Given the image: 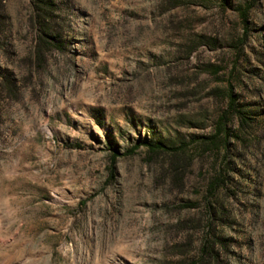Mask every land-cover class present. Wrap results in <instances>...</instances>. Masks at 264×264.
Instances as JSON below:
<instances>
[{
	"label": "rangeland",
	"instance_id": "374dc122",
	"mask_svg": "<svg viewBox=\"0 0 264 264\" xmlns=\"http://www.w3.org/2000/svg\"><path fill=\"white\" fill-rule=\"evenodd\" d=\"M41 1L48 38L0 0V264H187L207 226L264 264V0Z\"/></svg>",
	"mask_w": 264,
	"mask_h": 264
},
{
	"label": "trees",
	"instance_id": "16d2710c",
	"mask_svg": "<svg viewBox=\"0 0 264 264\" xmlns=\"http://www.w3.org/2000/svg\"><path fill=\"white\" fill-rule=\"evenodd\" d=\"M34 5V20L35 24L38 27V30L41 32V36L51 37L49 34V27H48V17L50 16L49 7L42 4L41 0H33ZM245 18V12L242 14ZM42 39V37H41ZM45 43L48 41L42 39ZM39 56H42V51L39 52ZM9 83V84H8ZM6 84L10 85L8 79L6 78ZM10 88V86H7ZM241 122L246 124V117H244L241 113L238 114ZM148 149L150 153L153 155H161L165 154L167 156V161L165 163V167L170 174L171 179L175 180L176 177L179 175V170L181 168V162L184 160L181 153L183 150L181 148H173L167 146L163 143L157 144H149ZM217 214V210H214V215ZM181 225V223L179 224ZM207 231L210 230V236L207 238H202L200 242V249L198 258L196 261H190L187 264H204L208 262H216L219 260L220 255L225 253L228 258L230 256V248L232 247V241L228 240L227 238L220 236L214 233V229L209 228L207 226Z\"/></svg>",
	"mask_w": 264,
	"mask_h": 264
}]
</instances>
